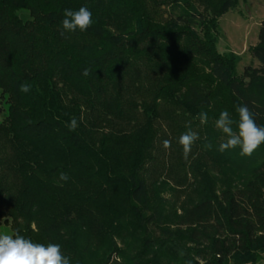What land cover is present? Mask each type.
<instances>
[{"label":"trees","instance_id":"1","mask_svg":"<svg viewBox=\"0 0 264 264\" xmlns=\"http://www.w3.org/2000/svg\"><path fill=\"white\" fill-rule=\"evenodd\" d=\"M237 2L0 0V226L10 220L13 233L59 244L70 264L261 261L264 144L239 182L205 186L180 215L166 211L160 173L188 179L178 139L189 122L201 139L188 160L202 165L240 153L219 151L222 110L236 120L247 104L264 126V22L251 49L257 65L241 75L235 55L217 50L219 20ZM81 6L92 26L61 35L64 10ZM164 140L179 148L178 162L162 166Z\"/></svg>","mask_w":264,"mask_h":264},{"label":"rangeland","instance_id":"2","mask_svg":"<svg viewBox=\"0 0 264 264\" xmlns=\"http://www.w3.org/2000/svg\"><path fill=\"white\" fill-rule=\"evenodd\" d=\"M17 14L24 21L31 19L29 11L21 10L17 11ZM263 22L264 0H238L236 7L219 20L217 50L221 54L232 53L235 55L237 72L239 75L243 73L246 66L257 65L256 60L251 55V49L258 43L259 30ZM6 98L5 96L1 99L0 90V121L8 115ZM214 129H216L215 126ZM222 134L223 133L219 132L218 135H220V137L217 135L220 143L226 140V137ZM205 137L207 136L205 135ZM161 147L162 150L159 153V158L161 161H164V163L161 162L162 166L176 163V161L178 162V158L182 154L176 145L172 144L169 148L165 149L162 142ZM237 149L238 147L236 149H230L228 153L232 155ZM256 159L257 150H255L251 156H243L240 153L237 155L236 153V155L233 156V162L222 161V163L218 165L211 162L202 165L199 161H195V163L191 164L188 159L185 160L183 158L185 166L188 169L187 171H189L188 179L170 177L165 174V169L161 167L160 173H162L163 176L162 178L158 176V178L163 180L168 179V183L163 189V196L168 200L166 208L167 213L172 216L180 215L182 206L188 205L190 199L198 198V191H201V189L207 185L215 189H221L233 182H239L245 173V167ZM195 167L199 168L201 177L204 178V182L200 187H195L193 181L195 175L199 174L195 171ZM3 232L9 234L13 233L10 220L8 223L0 226V233Z\"/></svg>","mask_w":264,"mask_h":264},{"label":"clouds","instance_id":"3","mask_svg":"<svg viewBox=\"0 0 264 264\" xmlns=\"http://www.w3.org/2000/svg\"><path fill=\"white\" fill-rule=\"evenodd\" d=\"M63 16L61 35L77 30L86 31L93 24V14L87 6H81L78 10L65 9ZM89 72L90 69L85 68L83 75L88 76ZM30 90L31 85L27 83L20 85L21 92L27 93ZM236 113L238 118L234 120L228 110H222L215 121V128L226 137V140L219 145V151L224 152L239 147L241 155L251 156L261 144H264V126L256 123V113L247 104L238 105ZM197 118L201 124H206L208 113L202 111L198 113ZM77 126L78 122L73 117L68 123V128L74 131ZM186 127L188 130L178 139L185 160L192 152L193 145L201 139L199 134L191 129L190 122ZM204 140V147L211 149V142L207 140V137ZM170 146L169 140L163 141L165 149ZM68 179L67 174H60V180ZM0 264H70V258L63 254L59 244L36 243L20 235L18 231L11 234L3 232L0 233Z\"/></svg>","mask_w":264,"mask_h":264},{"label":"crops","instance_id":"4","mask_svg":"<svg viewBox=\"0 0 264 264\" xmlns=\"http://www.w3.org/2000/svg\"><path fill=\"white\" fill-rule=\"evenodd\" d=\"M257 264H264V256H263V259L259 262H257Z\"/></svg>","mask_w":264,"mask_h":264}]
</instances>
